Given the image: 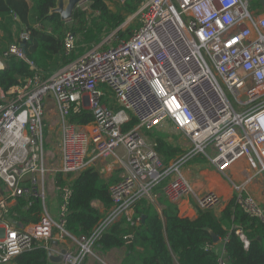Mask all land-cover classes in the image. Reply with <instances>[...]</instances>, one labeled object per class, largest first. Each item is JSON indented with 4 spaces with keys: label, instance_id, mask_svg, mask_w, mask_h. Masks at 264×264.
Returning <instances> with one entry per match:
<instances>
[{
    "label": "built area",
    "instance_id": "2783aa9c",
    "mask_svg": "<svg viewBox=\"0 0 264 264\" xmlns=\"http://www.w3.org/2000/svg\"><path fill=\"white\" fill-rule=\"evenodd\" d=\"M134 19L137 26L129 38L113 31L46 78L21 46L11 45L4 54L24 59L33 74L0 93V264H13L35 241L48 253L51 242L71 237L64 227L71 197L67 184L54 186L56 218L42 205L38 223L10 224L17 217L9 210L10 200L22 195L43 200L39 182L47 171L42 146L47 99L59 115L58 174H76L109 158L123 170L109 187L112 204L106 215L89 238L77 239L78 254L64 252L62 264H80L115 221L124 218L131 228L138 226L134 204L141 198L154 204L159 184L160 195L182 215L180 206L190 197L196 210L213 209L216 193L196 194L180 170L193 157L203 155L226 179L240 161L255 174L264 172V9H252L249 0H142L118 29ZM20 37L27 40L29 34ZM76 40L71 30L64 33L66 56ZM83 110L91 111V123L70 121ZM132 119L136 123L126 128ZM166 124L192 143L167 166L157 144L145 136ZM235 203L264 223L263 208L253 198L239 193ZM131 239L126 235L125 244ZM218 264H225L221 256Z\"/></svg>",
    "mask_w": 264,
    "mask_h": 264
},
{
    "label": "trees",
    "instance_id": "16d2710c",
    "mask_svg": "<svg viewBox=\"0 0 264 264\" xmlns=\"http://www.w3.org/2000/svg\"><path fill=\"white\" fill-rule=\"evenodd\" d=\"M119 1L112 10L107 5L110 0H86V8L73 11L69 26L59 14L51 12L57 0H0V61L3 64L0 93L24 84L33 74L24 59L4 55L11 45L21 46L25 58L46 78L113 31L121 38H129L137 23L134 27L128 25L125 30L118 28L137 11L142 0ZM252 2L255 8L264 9L260 0ZM67 30L74 32L77 40L75 50L66 56L63 36ZM23 32L29 34L27 40L21 39ZM70 121L87 125L93 121V116L91 111L83 110L72 115ZM135 123L132 119L126 128ZM150 132L146 131V134ZM152 141L157 144L165 165L183 153L182 148L162 136L155 135ZM197 158L203 163L208 162L203 155L192 159ZM56 183L67 184L71 189L65 230L76 238H89L103 217L95 203H100L105 210L112 204L109 187L114 178L105 180L98 170L88 167L76 174H57ZM0 185L3 186L1 179ZM160 185L153 191L158 194L156 202L161 212L146 198L137 200L133 211L134 218H140L138 226L131 228L124 218L115 221L101 233L93 248L107 252L125 247L126 256L121 264H218L220 244L225 251L226 264H264V223L244 213L235 203V195L218 216L213 209H198L194 218H188L179 216L176 204L160 195ZM16 200L13 210L19 216L18 224L38 223L43 213L41 200L30 195H22ZM262 208L264 211V204ZM210 232L219 239L218 244L213 243ZM128 234H132V239L125 244L124 237ZM241 235L248 243L247 248ZM207 245L213 248L206 249ZM46 263L47 249L37 241L13 260V264Z\"/></svg>",
    "mask_w": 264,
    "mask_h": 264
},
{
    "label": "rangeland",
    "instance_id": "374dc122",
    "mask_svg": "<svg viewBox=\"0 0 264 264\" xmlns=\"http://www.w3.org/2000/svg\"><path fill=\"white\" fill-rule=\"evenodd\" d=\"M249 1L251 8L254 9L255 7L253 6L254 5L252 2L253 0L252 1L249 0ZM117 2L120 1L110 0V2L107 3V5L109 6L110 9L115 10L116 9L115 6L118 5ZM86 7H87V3L84 2L78 8L84 9ZM259 10H263V9H259ZM128 18L125 20V22L128 20ZM67 23L69 26L72 25L71 21ZM129 23L126 26L131 25L134 27L136 26L137 20L134 19ZM45 110H46V117L43 122L44 128H43V139H42V146L44 151V167L45 170L52 171L58 167L57 165L60 155L61 131L59 127V115L57 112V108L52 100L49 101L48 103H45ZM172 131L173 130L169 129L166 132H164L160 128L151 131L149 135L145 133V136L150 142H152V137H154L155 135L162 136L165 140H167L171 144L182 148L183 151H189L192 149V143L181 132L177 130H176L177 133ZM208 154L210 156L212 155L210 149L208 150ZM163 164L165 165V163ZM238 164L240 163L239 162L236 163V165L230 170L231 172L230 171L228 172L230 179H226L224 176L218 174L216 170L213 168V166L209 163V161L203 163L202 160H199L198 158L185 161L180 166V170L182 171V174H184L183 176H185L186 179L191 184L194 181L200 182V184L198 185L200 186V188H198V186L197 187L192 186L196 194L198 193L204 194L208 192L209 180L211 181V179L221 178L222 180L227 182V184H229L232 190L235 191L233 192V196L239 193L248 195L251 198H253L256 203L262 206L264 204V172L255 174L253 171H251L248 168L246 163L243 162V166ZM105 165H108V163H105ZM95 169L101 171L100 164H98V166L95 167ZM119 170L123 172L122 169ZM247 175L249 176V178H247ZM2 187L4 186L0 185L1 189H3ZM236 187L238 189H236ZM210 188L213 189L212 187ZM212 191L216 193L217 198L219 199V194L215 190ZM190 199L194 201L193 197H190ZM46 206L47 209H49V211L51 212L53 211L54 207L52 206L50 199L47 197H46ZM97 207L100 209L99 206Z\"/></svg>",
    "mask_w": 264,
    "mask_h": 264
},
{
    "label": "crops",
    "instance_id": "0c3cea01",
    "mask_svg": "<svg viewBox=\"0 0 264 264\" xmlns=\"http://www.w3.org/2000/svg\"><path fill=\"white\" fill-rule=\"evenodd\" d=\"M49 101H51V100L47 99L45 103H48ZM45 117H46V114L44 116V119H45ZM161 129L164 132H166L167 130L171 129V130H173L172 132H176L177 133L176 129L172 128V126H170L168 124L163 125L161 127ZM112 159L109 158V159H106V160H104L103 162L100 163L101 171H99V173H100L101 177L103 179H105V180H108L109 178L113 177L114 178V183H115L116 181H118L121 178L123 172H121L119 170L121 168H119L120 166L117 164V162L114 159L113 160ZM59 163H60V155H59V161H58V165H57L58 167H59ZM105 163H108V165H105ZM239 163L240 164H238V165H242L243 166V161H240ZM57 168L52 170V171L47 170L45 172V174L42 175L41 180L39 182V192L43 195V200L40 199L41 203H42V205H44L46 211L48 212V214L52 218H56L57 203H58V198H57V194H56L55 187H54L55 183H56V175L58 174L56 172ZM208 183H209L208 184L209 185V191L215 190L219 194L218 203L214 207L215 209L213 208L215 214L218 216L220 214V212L225 208L227 203L231 200V198L233 197V192H235V191L232 190L231 187L229 186V184H227V182H225L221 178L211 179V181L209 180ZM213 183H214V185H213ZM25 184H26V182H25ZM192 184H191L192 186H194V187L196 186L197 187L200 184V182L199 181H194ZM210 187H212L213 189H211ZM198 188H200V186H198ZM46 197L50 199V201L52 203V206L54 207L52 212L49 211V209H47ZM16 199H13V200L9 201V210L11 212H15L13 210V208L16 205V202H17ZM95 205L100 207V210H101L103 216H105L106 215V210L102 207V205L100 203H95ZM154 205H155L156 209L159 212H161V209H160L159 205L157 204V202H155ZM42 208H43V206H42ZM180 208H181L180 212L181 213L185 212V215L180 214L179 211H178L179 216L188 217V218H194L196 216V211L197 210H196L194 201H192L190 198H188L186 201H184L182 203V205L180 206ZM18 217H19L18 215H17L16 218H11L9 216V218H11L10 224L13 225V226H18V227H22V226L28 224V223H26L24 225H19L18 222H17ZM241 238H242V240L244 242L245 248H247V246H248L247 241L245 240V238L242 235H241ZM77 239L78 238H76V237L71 235V237H67L66 239H64L62 241H58V242L56 241L57 242L56 245L52 244L51 252L54 255H59L64 250V251L72 252L74 255H76V254L79 253V249H80V244L77 241ZM218 243H216V244H218ZM218 251H219L220 256L223 258V260H224V262L226 264L225 251L223 249V246L220 245V244H219V247H218ZM125 256H126V248L125 247L112 249V250L107 251V252H101V251H98V250H95L94 248H92L90 253L88 255H86V258L84 257L83 260H86L85 264H121V261L125 258ZM47 262H48V260H47Z\"/></svg>",
    "mask_w": 264,
    "mask_h": 264
},
{
    "label": "water",
    "instance_id": "95a60500",
    "mask_svg": "<svg viewBox=\"0 0 264 264\" xmlns=\"http://www.w3.org/2000/svg\"><path fill=\"white\" fill-rule=\"evenodd\" d=\"M84 2H86V0H57L55 8L51 9V12L59 14L62 21L69 22L73 11ZM260 4L264 7V0H260ZM141 219L143 220L144 217ZM210 234L212 236L213 243H218L219 239L212 232H210ZM51 243L54 245L57 244L56 241ZM64 252L65 251L63 250L59 255H54L52 252H48L47 260L52 264H62Z\"/></svg>",
    "mask_w": 264,
    "mask_h": 264
}]
</instances>
